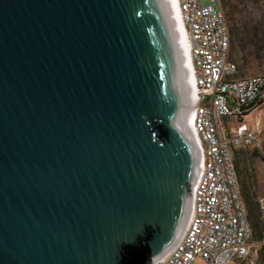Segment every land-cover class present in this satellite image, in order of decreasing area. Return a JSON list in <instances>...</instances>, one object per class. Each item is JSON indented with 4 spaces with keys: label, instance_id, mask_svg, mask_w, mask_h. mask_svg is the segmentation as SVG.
<instances>
[{
    "label": "water",
    "instance_id": "95a60500",
    "mask_svg": "<svg viewBox=\"0 0 264 264\" xmlns=\"http://www.w3.org/2000/svg\"><path fill=\"white\" fill-rule=\"evenodd\" d=\"M175 0H0V264H155L188 226L201 99Z\"/></svg>",
    "mask_w": 264,
    "mask_h": 264
},
{
    "label": "built area",
    "instance_id": "2783aa9c",
    "mask_svg": "<svg viewBox=\"0 0 264 264\" xmlns=\"http://www.w3.org/2000/svg\"><path fill=\"white\" fill-rule=\"evenodd\" d=\"M177 2L201 97L193 126L202 149V169L188 226L155 264H239L254 243L234 152L261 147L245 118L264 103V74L234 77L238 67L230 57L231 34L220 0ZM257 202L264 244V194Z\"/></svg>",
    "mask_w": 264,
    "mask_h": 264
},
{
    "label": "rangeland",
    "instance_id": "374dc122",
    "mask_svg": "<svg viewBox=\"0 0 264 264\" xmlns=\"http://www.w3.org/2000/svg\"><path fill=\"white\" fill-rule=\"evenodd\" d=\"M231 1L235 3L240 1L239 7L241 9V15H236V17H244L254 24H259L263 37L258 49H255L253 46H248L243 49L236 42H231V59L238 67V71L234 77L239 78L247 75L264 74V0ZM226 20L231 31L232 22L227 16ZM245 120L248 123H253V127L258 131L261 147L239 148L234 153V163L241 183L242 195L246 203L247 211L249 213L250 208H255V215L258 221H260L257 201L258 197L264 194V103L249 114ZM252 230L254 243L252 251L239 264H264V244L260 243V232L253 228ZM227 264L238 263L230 261Z\"/></svg>",
    "mask_w": 264,
    "mask_h": 264
},
{
    "label": "trees",
    "instance_id": "16d2710c",
    "mask_svg": "<svg viewBox=\"0 0 264 264\" xmlns=\"http://www.w3.org/2000/svg\"><path fill=\"white\" fill-rule=\"evenodd\" d=\"M221 8L224 11L225 18L231 20V42H236L237 45H240L241 48H247L248 46H253L255 49L260 47V43L263 40L261 35V26L259 24H254L251 21L247 20L244 17L237 18L236 15H241L240 1L236 3L231 0H220ZM231 57V50H230ZM248 218L251 223V226L254 230L260 232L262 238V227L261 222L258 221L257 216L255 215V208H250L248 213ZM124 264H133L132 257H127Z\"/></svg>",
    "mask_w": 264,
    "mask_h": 264
},
{
    "label": "bare ground",
    "instance_id": "6f19581e",
    "mask_svg": "<svg viewBox=\"0 0 264 264\" xmlns=\"http://www.w3.org/2000/svg\"><path fill=\"white\" fill-rule=\"evenodd\" d=\"M175 5H176V7H177V9H178V2H177V0H175ZM178 13H179V19H180V24H181V27H182V30H183V34H184V36H185L184 40H185V42H186V46H187V48H188V45H187V39H186V35H185V30H184V28H183V22H182V18H181V14H180V12H179V9H178ZM188 56H189V54H188Z\"/></svg>",
    "mask_w": 264,
    "mask_h": 264
},
{
    "label": "crops",
    "instance_id": "0c3cea01",
    "mask_svg": "<svg viewBox=\"0 0 264 264\" xmlns=\"http://www.w3.org/2000/svg\"><path fill=\"white\" fill-rule=\"evenodd\" d=\"M248 123V122H247ZM248 125L250 126V128L254 131V132H256L257 134H258V136H259V133H258V131L253 127V123H251V122H249L248 123ZM259 138H260V136H259ZM250 147H252V146H250ZM235 153V152H234ZM236 168V167H235ZM237 171V170H236ZM238 180H239V177H238ZM239 184H240V187H241V183H240V181H239ZM242 191V190H241Z\"/></svg>",
    "mask_w": 264,
    "mask_h": 264
}]
</instances>
